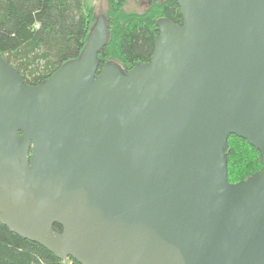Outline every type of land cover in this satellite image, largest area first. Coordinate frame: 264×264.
I'll return each mask as SVG.
<instances>
[{
  "label": "water",
  "instance_id": "obj_1",
  "mask_svg": "<svg viewBox=\"0 0 264 264\" xmlns=\"http://www.w3.org/2000/svg\"><path fill=\"white\" fill-rule=\"evenodd\" d=\"M148 62L99 51L37 85L0 56V224L78 264H264V0H174ZM259 153L230 183L227 139ZM61 227L55 233L53 226Z\"/></svg>",
  "mask_w": 264,
  "mask_h": 264
},
{
  "label": "trees",
  "instance_id": "obj_2",
  "mask_svg": "<svg viewBox=\"0 0 264 264\" xmlns=\"http://www.w3.org/2000/svg\"><path fill=\"white\" fill-rule=\"evenodd\" d=\"M104 1L108 41L98 53L97 73L106 62L124 71L134 63L148 62L157 36L156 21L182 23L174 0H149L139 11L125 10L127 0ZM94 21L93 10L83 0H0V56L26 84L37 85L78 57ZM226 157L230 183L260 170L258 151L238 137H228ZM53 231L61 233V227L54 225ZM0 264L78 263L71 258L62 261L0 224Z\"/></svg>",
  "mask_w": 264,
  "mask_h": 264
},
{
  "label": "rangeland",
  "instance_id": "obj_3",
  "mask_svg": "<svg viewBox=\"0 0 264 264\" xmlns=\"http://www.w3.org/2000/svg\"><path fill=\"white\" fill-rule=\"evenodd\" d=\"M84 6L93 10L94 19L101 14H104L106 10V4L104 0H83ZM143 3V4H142ZM145 6V0H127L124 5V9L127 11H139Z\"/></svg>",
  "mask_w": 264,
  "mask_h": 264
},
{
  "label": "flooded vegetation",
  "instance_id": "obj_4",
  "mask_svg": "<svg viewBox=\"0 0 264 264\" xmlns=\"http://www.w3.org/2000/svg\"><path fill=\"white\" fill-rule=\"evenodd\" d=\"M146 2H149V0H145V3H146ZM142 4H143V3H142Z\"/></svg>",
  "mask_w": 264,
  "mask_h": 264
}]
</instances>
